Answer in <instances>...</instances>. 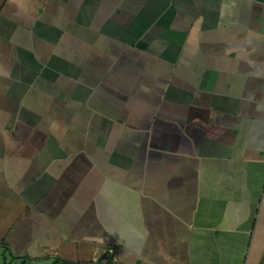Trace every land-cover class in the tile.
<instances>
[{"label":"crops","instance_id":"obj_1","mask_svg":"<svg viewBox=\"0 0 264 264\" xmlns=\"http://www.w3.org/2000/svg\"><path fill=\"white\" fill-rule=\"evenodd\" d=\"M0 255L264 264V0H0Z\"/></svg>","mask_w":264,"mask_h":264},{"label":"rangeland","instance_id":"obj_2","mask_svg":"<svg viewBox=\"0 0 264 264\" xmlns=\"http://www.w3.org/2000/svg\"><path fill=\"white\" fill-rule=\"evenodd\" d=\"M7 258L9 259L8 261H10V257L6 254ZM0 264H4V256L0 255ZM11 264H19V262L17 263H11Z\"/></svg>","mask_w":264,"mask_h":264}]
</instances>
